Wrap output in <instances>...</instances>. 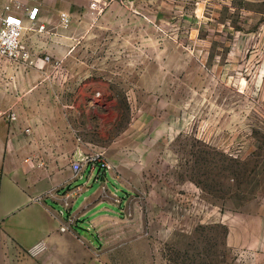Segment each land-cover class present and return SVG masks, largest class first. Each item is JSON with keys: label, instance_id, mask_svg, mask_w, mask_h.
I'll return each mask as SVG.
<instances>
[{"label": "rangeland", "instance_id": "rangeland-1", "mask_svg": "<svg viewBox=\"0 0 264 264\" xmlns=\"http://www.w3.org/2000/svg\"><path fill=\"white\" fill-rule=\"evenodd\" d=\"M45 1L56 26L24 38L58 72L3 62L8 80L74 102L63 111L101 153L102 195L122 199L109 261L264 264V244L227 245L219 219L264 201V0Z\"/></svg>", "mask_w": 264, "mask_h": 264}, {"label": "crops", "instance_id": "crops-1", "mask_svg": "<svg viewBox=\"0 0 264 264\" xmlns=\"http://www.w3.org/2000/svg\"><path fill=\"white\" fill-rule=\"evenodd\" d=\"M29 2L38 6L37 24L44 25V31L32 30L29 36L56 26L53 5ZM24 42L29 49V40ZM36 59L38 66L28 75L44 80L53 67ZM8 67L0 58V264H112L101 236L108 234L116 242L121 235L115 226L110 232L103 228L116 222L122 199L102 195L110 189L96 165H83L77 174L71 168L73 160L90 153L63 111L74 102L41 94L43 85L33 81L36 77L20 71L8 80ZM219 219L227 227V245L264 244V201L230 208ZM39 242L44 248L29 254Z\"/></svg>", "mask_w": 264, "mask_h": 264}, {"label": "built area", "instance_id": "built-area-1", "mask_svg": "<svg viewBox=\"0 0 264 264\" xmlns=\"http://www.w3.org/2000/svg\"><path fill=\"white\" fill-rule=\"evenodd\" d=\"M31 0H4L0 8V58L17 67H36L37 59L33 57L24 42L26 30L44 31V25H38V6H31ZM61 23L66 26L69 17L66 13H61ZM42 60L51 63L54 71L60 68V60L53 59L50 55H44ZM11 117L13 115H10ZM99 163V164H95ZM104 166L101 153L82 156L71 162V168L77 174L83 165ZM1 178V173H0ZM65 230V227H61ZM44 246L36 243L29 250V254H38Z\"/></svg>", "mask_w": 264, "mask_h": 264}, {"label": "trees", "instance_id": "trees-1", "mask_svg": "<svg viewBox=\"0 0 264 264\" xmlns=\"http://www.w3.org/2000/svg\"><path fill=\"white\" fill-rule=\"evenodd\" d=\"M97 167L99 168V165H97ZM98 176L102 179V170L101 169H98Z\"/></svg>", "mask_w": 264, "mask_h": 264}]
</instances>
